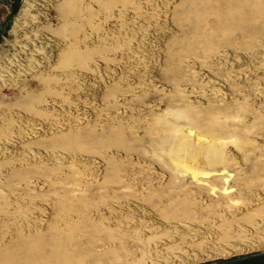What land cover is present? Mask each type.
<instances>
[{
	"label": "rangeland",
	"instance_id": "rangeland-1",
	"mask_svg": "<svg viewBox=\"0 0 264 264\" xmlns=\"http://www.w3.org/2000/svg\"><path fill=\"white\" fill-rule=\"evenodd\" d=\"M264 251V0H0V264Z\"/></svg>",
	"mask_w": 264,
	"mask_h": 264
},
{
	"label": "crops",
	"instance_id": "crops-1",
	"mask_svg": "<svg viewBox=\"0 0 264 264\" xmlns=\"http://www.w3.org/2000/svg\"><path fill=\"white\" fill-rule=\"evenodd\" d=\"M187 264H264V251L227 260H210Z\"/></svg>",
	"mask_w": 264,
	"mask_h": 264
}]
</instances>
